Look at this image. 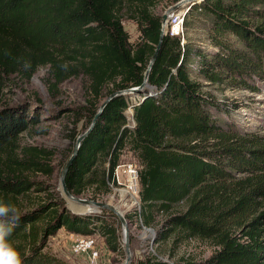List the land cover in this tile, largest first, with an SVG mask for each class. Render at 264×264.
I'll use <instances>...</instances> for the list:
<instances>
[{
	"label": "trees",
	"instance_id": "obj_1",
	"mask_svg": "<svg viewBox=\"0 0 264 264\" xmlns=\"http://www.w3.org/2000/svg\"><path fill=\"white\" fill-rule=\"evenodd\" d=\"M154 1L0 0V89L10 77L30 79L41 67H48L52 86L82 75L89 82V126L105 89L108 96L140 89L115 96L100 112L66 173L68 191L107 194L128 149L141 166L135 216L140 227L156 230L154 245L200 240L216 248L205 260L176 264H264V146L219 122L211 110L222 106L198 80L220 82L225 75L246 88L249 79L264 82V0H198L191 9L209 17L206 40L214 52L165 35L141 88L161 35ZM124 8L140 32L134 47L122 26ZM192 56L195 71L188 67ZM33 123L23 109L0 107V201L17 209L32 186L23 174L42 171L35 156L14 159L21 133ZM19 217L9 240L22 264H68L45 251L60 229L99 234L110 252L122 251L109 211L75 214L54 202Z\"/></svg>",
	"mask_w": 264,
	"mask_h": 264
},
{
	"label": "rangeland",
	"instance_id": "obj_2",
	"mask_svg": "<svg viewBox=\"0 0 264 264\" xmlns=\"http://www.w3.org/2000/svg\"><path fill=\"white\" fill-rule=\"evenodd\" d=\"M124 1L127 6L128 0ZM181 1L155 0L150 9L154 15L162 17ZM181 7L179 6L175 11L180 10ZM133 14L127 8L121 11L122 26L128 34V43L132 47L140 42V32ZM208 21L209 17L204 12H199L197 8L192 9L184 24L183 38L178 37L181 44L187 42L193 49L203 50L204 54L213 53L214 49L206 40ZM187 61L189 69L195 71L198 65L194 62L193 56ZM223 77L220 82L198 79L203 85V92L222 106L220 111L211 110L212 114L219 122L228 121L240 136L252 137L260 146H264V82L249 79L252 82L246 88L234 78L225 75ZM52 83L48 67H41L30 79H23L18 75L10 77L5 87L0 89V107L23 109L28 117L31 116L35 120V123L21 133L19 148L14 159L22 161L26 156H35L42 165L40 172L32 170L23 174L32 186L24 196L18 197V210L24 213L39 206L57 202L60 203V207L72 212L89 210L99 214L100 211L97 208L67 199L60 185L62 170L75 145L73 137L80 136L89 128V116L92 109L88 104L91 100L88 95L89 82L80 75L57 86H52ZM108 94L109 90L105 89L97 101V107L105 101ZM131 114L132 110L127 109L125 115L128 117L130 127L134 126ZM34 151L39 153L35 154ZM129 166L136 173L137 189L131 181L133 175L127 171ZM105 167L107 168V165ZM140 169L141 166L136 158L128 149H125L114 171L118 175V181L114 177L109 182L107 194H95L92 189L86 188L80 195H73L81 200L111 205L124 217L129 230V247L132 253L130 264H141L147 260L167 264H176L181 260L199 262L210 257L216 250L210 241L191 240L173 248L172 239H169L154 245L156 230L140 227L135 216L140 205L138 195ZM113 215L114 217L110 220L115 222L118 229L122 251L118 254L110 252L104 238L100 235L103 240H98L100 254L96 264H125L123 226L118 217ZM38 225L40 228L42 224ZM77 236L83 235L60 229L55 236L48 239L45 251L68 264H89L86 255L76 256L71 252L73 241Z\"/></svg>",
	"mask_w": 264,
	"mask_h": 264
},
{
	"label": "water",
	"instance_id": "obj_3",
	"mask_svg": "<svg viewBox=\"0 0 264 264\" xmlns=\"http://www.w3.org/2000/svg\"><path fill=\"white\" fill-rule=\"evenodd\" d=\"M198 0H182L180 3H178L177 5H175L174 7H171L161 18H162V22H161V35H160V39H159V43H158V46L154 52V54L152 55L151 59H150V62H149V65H148V68H147V71L144 75V82L141 86L144 87L146 85V82H147V79H148V74H149V70L151 69V66L152 64L154 63L155 59H156V56H157V52L158 50L160 49V45H161V42H162V39L163 37L165 36V33H164V29H165V25H166V21H167V17L168 15L175 11L179 6H182V5H186V4H190V6H193L196 4ZM138 90L140 89H137V88H131V89H128V90H124V91H117L113 94H111L110 96H108L105 101L100 105L99 109H98V112L97 114L95 115V117L93 118L92 120V123L90 124L89 128L83 133L81 134L80 136L77 137L76 141H75V146H74V150L70 156V158L68 159L67 163L65 164L63 170H62V173H61V177H60V185H61V188H62V191L64 193V195L67 197V199H69L70 201H73L75 203H78V204H81V205H84V206H91L93 208H97L99 209V211L101 210H105V211H109L113 214H115L120 223L122 224L123 226V234H124V250H125V254H126V260H125V264H130V261H131V257H132V253H131V250H130V247H129V230H128V227H127V223L124 219V217L116 210V208H114L113 206L111 205H108V204H104V203H99V202H95V201H87V200H81L77 197H75L70 191H68V189L66 188V185H65V176H66V173L73 161V159L75 158L76 156V152L80 146V143L81 141L87 136V134L91 131L92 127L94 126L95 124V121L98 117V115L100 114V112L103 110V108L105 107V105L112 99L114 98L115 96L117 95H120V94H125V93H134V92H137ZM75 214H87V213H94V211H85V212H73ZM149 233H152L151 230H148Z\"/></svg>",
	"mask_w": 264,
	"mask_h": 264
},
{
	"label": "built area",
	"instance_id": "obj_4",
	"mask_svg": "<svg viewBox=\"0 0 264 264\" xmlns=\"http://www.w3.org/2000/svg\"><path fill=\"white\" fill-rule=\"evenodd\" d=\"M192 9L190 5H182L178 11L171 12L166 21L165 35L169 37H182L184 35V24L187 16L191 13ZM200 11V9H198ZM128 172L136 179V173L128 167ZM114 177L118 181L117 173H114ZM137 180V179H136ZM103 238L100 235L94 236H77L73 241L71 252L73 255H86L87 262L89 264H96L99 259L100 250L98 247V240ZM103 242V241H102Z\"/></svg>",
	"mask_w": 264,
	"mask_h": 264
},
{
	"label": "clouds",
	"instance_id": "obj_5",
	"mask_svg": "<svg viewBox=\"0 0 264 264\" xmlns=\"http://www.w3.org/2000/svg\"><path fill=\"white\" fill-rule=\"evenodd\" d=\"M19 219L15 205L0 201V264H22L20 253L9 240Z\"/></svg>",
	"mask_w": 264,
	"mask_h": 264
},
{
	"label": "bare ground",
	"instance_id": "obj_6",
	"mask_svg": "<svg viewBox=\"0 0 264 264\" xmlns=\"http://www.w3.org/2000/svg\"><path fill=\"white\" fill-rule=\"evenodd\" d=\"M131 181H133L134 182V185H135V188L137 189V180L135 179V177L133 176V178H132V180ZM124 192H122V194H123Z\"/></svg>",
	"mask_w": 264,
	"mask_h": 264
}]
</instances>
